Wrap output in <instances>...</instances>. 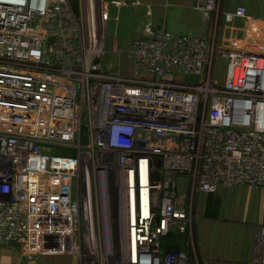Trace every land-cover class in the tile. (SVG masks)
Returning <instances> with one entry per match:
<instances>
[{"label":"built area","instance_id":"obj_1","mask_svg":"<svg viewBox=\"0 0 264 264\" xmlns=\"http://www.w3.org/2000/svg\"><path fill=\"white\" fill-rule=\"evenodd\" d=\"M218 4L193 0L202 29L216 28ZM125 6L0 0V253L84 264L81 180L90 257L179 264L158 239L186 229L180 180L191 193L264 188V20L242 8L221 12L217 39L149 21L112 50L110 13ZM114 186L126 222L116 261L105 247Z\"/></svg>","mask_w":264,"mask_h":264},{"label":"crops","instance_id":"obj_2","mask_svg":"<svg viewBox=\"0 0 264 264\" xmlns=\"http://www.w3.org/2000/svg\"><path fill=\"white\" fill-rule=\"evenodd\" d=\"M124 2L126 6L116 12L118 19L109 26L108 46L112 50L135 38L149 21L170 32L194 30L203 34L193 0ZM246 13L264 20V16ZM195 203L201 217L196 223L197 243L205 264H258L255 229L264 226V188L219 186L216 192L203 193ZM208 209L216 211L218 218H205Z\"/></svg>","mask_w":264,"mask_h":264},{"label":"rangeland","instance_id":"obj_3","mask_svg":"<svg viewBox=\"0 0 264 264\" xmlns=\"http://www.w3.org/2000/svg\"><path fill=\"white\" fill-rule=\"evenodd\" d=\"M218 14L216 18V28L213 26L209 28L201 29V32H205V35L211 37L214 32V38H219L220 35V23H221V12L232 11L239 8L244 9L245 12L252 14L254 16H264V0H219L218 4ZM115 11H111L110 18L108 20L111 25L115 20ZM197 14V13H196ZM194 15V14H193ZM248 15V14H247ZM199 17V15L197 14ZM178 32H172L173 34L189 33L194 32V30H177ZM209 34V35H208ZM226 34V33H225ZM229 34V33H228ZM112 59V57H110ZM122 62L129 65V61L122 58ZM72 154V151H69ZM179 192L185 193L184 202H186V207L188 211L187 221H185V230L181 231L180 228L170 227L164 236L158 239L160 252L173 253L181 263L179 264H205L204 259L201 255L200 248H198L196 223L201 218L198 214V204L195 203L202 196L203 193L200 192H188L189 191V181L180 180ZM115 187V186H114ZM255 188V187H254ZM120 189L115 187L110 191V219H109V241L105 242V247L110 246L112 248L111 260L116 261L121 259L123 248L126 244V222L122 214V202L121 195H119ZM74 192L78 194L79 204H80V219H79V248H81V253L84 255V264H100V261H95L94 258L90 257L88 248L91 247V233L89 228V223L85 213L87 212V201H86V189L81 184V180L77 181V186L74 187ZM187 192V193H186ZM177 207V206H176ZM185 207V206H184ZM217 219L218 215L216 211L207 210L204 216ZM97 220H95L96 223ZM189 225V226H188ZM188 226V228H187ZM256 241L255 250L256 259L258 264H264V226H259L255 229ZM99 239V238H98ZM105 248L104 246H102ZM263 248V249H262ZM177 260V259H176ZM7 262L6 264H74L76 261L75 257L70 256H46V255H36L32 258L23 257L20 254L19 249L14 248L3 254H0V262ZM103 264V262L101 261ZM207 264V263H206Z\"/></svg>","mask_w":264,"mask_h":264},{"label":"bare ground","instance_id":"obj_4","mask_svg":"<svg viewBox=\"0 0 264 264\" xmlns=\"http://www.w3.org/2000/svg\"><path fill=\"white\" fill-rule=\"evenodd\" d=\"M204 193H211V192H204ZM142 198H143V205H142V208H143V213L144 215L146 214V211H147V204H146V199H147V192L145 190H143V194H142ZM123 214V213H122ZM264 242V240H263ZM263 249V248H262Z\"/></svg>","mask_w":264,"mask_h":264}]
</instances>
